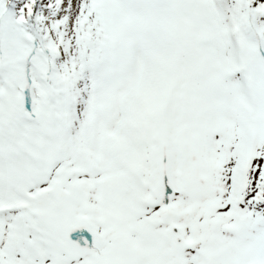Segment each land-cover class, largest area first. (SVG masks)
Segmentation results:
<instances>
[{"label":"snow or ice","instance_id":"snow-or-ice-1","mask_svg":"<svg viewBox=\"0 0 264 264\" xmlns=\"http://www.w3.org/2000/svg\"><path fill=\"white\" fill-rule=\"evenodd\" d=\"M0 264H264V0H0Z\"/></svg>","mask_w":264,"mask_h":264}]
</instances>
